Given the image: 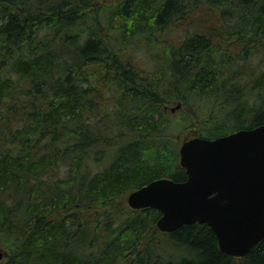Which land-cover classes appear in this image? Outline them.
<instances>
[{
    "label": "trees",
    "instance_id": "trees-1",
    "mask_svg": "<svg viewBox=\"0 0 264 264\" xmlns=\"http://www.w3.org/2000/svg\"><path fill=\"white\" fill-rule=\"evenodd\" d=\"M142 40L150 73L122 54ZM195 99L202 138L264 124V0H0V264H264V238L236 258L114 205L186 179L162 107Z\"/></svg>",
    "mask_w": 264,
    "mask_h": 264
},
{
    "label": "water",
    "instance_id": "water-1",
    "mask_svg": "<svg viewBox=\"0 0 264 264\" xmlns=\"http://www.w3.org/2000/svg\"><path fill=\"white\" fill-rule=\"evenodd\" d=\"M178 154L186 179L160 178L130 192L129 208L158 210L163 233L206 225L223 253L244 257L264 238V124L185 140Z\"/></svg>",
    "mask_w": 264,
    "mask_h": 264
},
{
    "label": "rangeland",
    "instance_id": "rangeland-1",
    "mask_svg": "<svg viewBox=\"0 0 264 264\" xmlns=\"http://www.w3.org/2000/svg\"><path fill=\"white\" fill-rule=\"evenodd\" d=\"M110 1H117V0H110ZM181 34L177 35V33H171L170 34H161L157 35L155 34L150 38V41L154 42L156 41V45L159 44L161 40V46L167 47L168 44H171L174 42V40L177 38V36H180ZM128 51L122 52L123 57H129L133 60L134 65L140 67L144 71L150 73L154 70L156 60L155 55L157 54L156 49H154L152 46H149V43H146L145 40H142L141 42H132L130 45H128ZM180 102L178 100H172L168 103H165L163 105V110L165 112V118L168 119V123L166 126H170V129L168 130V133H173L171 136L175 139V146L177 150L179 151V148L183 141L189 140L193 137L202 135H206L209 133H201L199 126L201 123L195 118L194 120H191L189 116L191 114V111H195L199 115H203V113H210L211 109H208L205 104L207 103L205 100H193L191 102L192 107H186L185 105L180 106V108L176 109V106ZM207 109V110H206ZM216 109V108H215ZM214 110V109H213ZM214 117V114L213 116ZM216 118H214V121ZM206 124L208 127H210L213 123H209V120L206 121ZM224 131V130H222ZM221 131V132H222ZM217 134V133H215ZM127 197L128 195L120 198L118 201L114 202V205L122 206L124 205L127 209L131 210L127 204ZM0 252L2 253V258L6 256L8 253V248L5 245H0ZM4 260V259H3ZM2 260V261H3Z\"/></svg>",
    "mask_w": 264,
    "mask_h": 264
},
{
    "label": "flooded vegetation",
    "instance_id": "flooded-vegetation-1",
    "mask_svg": "<svg viewBox=\"0 0 264 264\" xmlns=\"http://www.w3.org/2000/svg\"><path fill=\"white\" fill-rule=\"evenodd\" d=\"M234 132H236V131H234Z\"/></svg>",
    "mask_w": 264,
    "mask_h": 264
}]
</instances>
